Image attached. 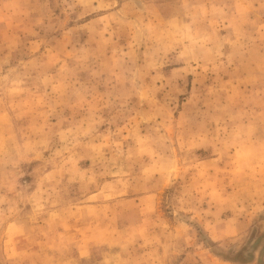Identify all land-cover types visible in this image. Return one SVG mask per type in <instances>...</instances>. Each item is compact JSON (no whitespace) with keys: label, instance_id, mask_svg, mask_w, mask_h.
<instances>
[{"label":"rangeland","instance_id":"obj_1","mask_svg":"<svg viewBox=\"0 0 264 264\" xmlns=\"http://www.w3.org/2000/svg\"><path fill=\"white\" fill-rule=\"evenodd\" d=\"M0 264H264V0H0Z\"/></svg>","mask_w":264,"mask_h":264}]
</instances>
